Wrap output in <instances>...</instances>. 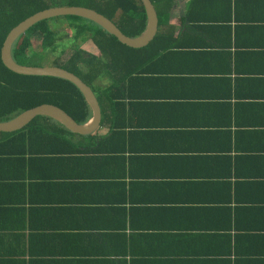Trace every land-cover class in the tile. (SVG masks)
Returning a JSON list of instances; mask_svg holds the SVG:
<instances>
[{
  "label": "crops",
  "instance_id": "crops-1",
  "mask_svg": "<svg viewBox=\"0 0 264 264\" xmlns=\"http://www.w3.org/2000/svg\"><path fill=\"white\" fill-rule=\"evenodd\" d=\"M170 5L103 123L2 171L4 264H264V0Z\"/></svg>",
  "mask_w": 264,
  "mask_h": 264
},
{
  "label": "trees",
  "instance_id": "trees-1",
  "mask_svg": "<svg viewBox=\"0 0 264 264\" xmlns=\"http://www.w3.org/2000/svg\"><path fill=\"white\" fill-rule=\"evenodd\" d=\"M156 14L157 29L164 27L168 22V11L171 0H149ZM78 6L91 9L113 23L115 28L128 38L140 37L146 30L147 18L140 0H0V53L3 43L9 34L25 18L52 7ZM64 21L72 31L75 43L85 44L88 41L95 48L98 55H85L83 50L73 52L64 63L61 53L55 57L50 67L60 68L79 78L87 85L100 107L101 122L104 121V109L114 111V91L118 83L131 72L139 69L151 56V50L158 37L143 49L134 50L120 45L113 37L105 34L100 28L83 18L76 16H63L53 18ZM63 19V20H62ZM48 20L37 23L27 30L14 43L11 56L14 62L21 60L33 61L34 56L28 47H31V39L38 35L40 49L55 53L54 34ZM87 21L95 29L92 32L78 25L76 21ZM81 23V22H80ZM91 34V35H88ZM25 39V40H24ZM31 53L26 55V53ZM33 57V58H32ZM44 68L40 65L25 66ZM103 83V84H101ZM116 97H123L117 94ZM108 99H113L109 101ZM106 100V101H105ZM117 100V99H116ZM42 104L59 106L66 111L77 123L83 124L90 118V108L85 103L80 91L69 82L47 77H25L8 71L0 59V122H6L16 117L23 110L31 109ZM85 137L68 131L55 120L38 115L23 128L11 132H0V179H11L15 176L2 173L8 167L15 165L18 157L25 152L29 155L46 153L42 151L45 146L67 145L77 148L75 142L69 138ZM91 142V141H90ZM12 168H15L13 166ZM2 199L0 189V243L19 240V235L13 231L19 230V210L15 208V199L12 195ZM8 262L7 260H3ZM0 260V264H4Z\"/></svg>",
  "mask_w": 264,
  "mask_h": 264
},
{
  "label": "water",
  "instance_id": "water-1",
  "mask_svg": "<svg viewBox=\"0 0 264 264\" xmlns=\"http://www.w3.org/2000/svg\"><path fill=\"white\" fill-rule=\"evenodd\" d=\"M145 10L147 23L145 32L137 38H128L120 33L113 23L99 13L84 7L78 6H60L52 7L39 11L32 16L22 20L19 25L12 29L7 35L0 53L2 65L10 72L25 77H47L60 79L70 84H73L81 93L85 103L90 108V118L84 124H77L70 115L59 106L50 104H42L31 109L23 110L16 115L15 118L0 122V132L11 133L15 132L38 115H45L64 126L68 131L78 135H89L98 126L100 121V107L94 94L87 85L71 73H68L56 67H25L14 62L11 56V49L14 43L22 36L27 30L31 29L37 23L48 20L51 18L63 16H76L83 18L93 25L100 28L105 34L113 37L120 45L134 50L145 48L155 36L157 30V18L153 6L149 0H140Z\"/></svg>",
  "mask_w": 264,
  "mask_h": 264
},
{
  "label": "rangeland",
  "instance_id": "rangeland-1",
  "mask_svg": "<svg viewBox=\"0 0 264 264\" xmlns=\"http://www.w3.org/2000/svg\"><path fill=\"white\" fill-rule=\"evenodd\" d=\"M48 22H49L48 25L52 33L54 34V42H56V44L54 45L56 47L55 53L50 51L45 52L42 49H40V42L37 39L38 35H35L34 36L35 38L31 39V44H29L31 45V47H28V50L31 51L32 54L34 53L33 56L36 59H34L33 61L19 59L20 64L24 66H33V65L35 66L41 64L43 67H50L52 62L55 60L56 56H59L61 53H63L61 54V60L65 63L73 52L80 49L83 50V53L85 55H92V56L98 55L97 51L90 44L89 41L83 45L74 42L72 31L68 29L69 27H67V23H65L66 20L61 21V19L56 20L51 18ZM80 22L76 21L75 23H78V25H84V28H86L90 32H92L93 29H95V27H93L91 23L87 21L82 20ZM22 37L20 38V40L22 39ZM31 53L27 52L26 55H29Z\"/></svg>",
  "mask_w": 264,
  "mask_h": 264
}]
</instances>
